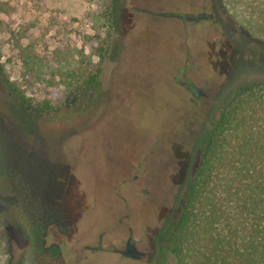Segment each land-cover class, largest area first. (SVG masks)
I'll return each mask as SVG.
<instances>
[{
	"label": "rangeland",
	"instance_id": "374dc122",
	"mask_svg": "<svg viewBox=\"0 0 264 264\" xmlns=\"http://www.w3.org/2000/svg\"><path fill=\"white\" fill-rule=\"evenodd\" d=\"M247 19L227 0H0V213L13 264L176 263L162 248L188 174L233 88L264 78ZM28 42L105 55L93 114L32 112L62 105L67 89L25 73ZM130 238L144 256L122 254Z\"/></svg>",
	"mask_w": 264,
	"mask_h": 264
},
{
	"label": "trees",
	"instance_id": "16d2710c",
	"mask_svg": "<svg viewBox=\"0 0 264 264\" xmlns=\"http://www.w3.org/2000/svg\"><path fill=\"white\" fill-rule=\"evenodd\" d=\"M227 1L247 11V33L264 44V0ZM105 17L114 24L116 13ZM18 48L25 73L41 81L59 75L67 89L62 105L46 100L29 111L56 110L58 121L94 113L102 98L103 53L95 63L84 48L69 44L45 54L33 42ZM246 84L233 88L188 174L162 248L175 264H264V78ZM10 85L24 97L16 82ZM0 264H13L1 213Z\"/></svg>",
	"mask_w": 264,
	"mask_h": 264
},
{
	"label": "flooded vegetation",
	"instance_id": "af4514ba",
	"mask_svg": "<svg viewBox=\"0 0 264 264\" xmlns=\"http://www.w3.org/2000/svg\"><path fill=\"white\" fill-rule=\"evenodd\" d=\"M140 238H130L128 240V245L127 249L122 251V254L126 257H131V258H139L145 255V251L142 250V248H138L136 245V242H138ZM153 254L150 255V258L152 259Z\"/></svg>",
	"mask_w": 264,
	"mask_h": 264
}]
</instances>
